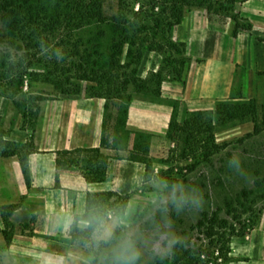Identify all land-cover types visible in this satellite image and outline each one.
<instances>
[{
	"label": "rangeland",
	"instance_id": "1",
	"mask_svg": "<svg viewBox=\"0 0 264 264\" xmlns=\"http://www.w3.org/2000/svg\"><path fill=\"white\" fill-rule=\"evenodd\" d=\"M235 1L104 0L103 21H87L70 29L55 17L57 12H61V0H17L27 9L32 7L35 19L32 23L22 20V28L13 33L5 26L0 12V157L17 155L22 165L24 159L27 166V156L34 150V137L44 123L47 104L80 94L90 97L105 95L103 98L109 105L110 131L117 133L121 143L128 96H153L137 90L142 84L134 88L131 82L128 90L110 96L105 82L111 74L103 76V70L114 72L111 59L117 57L122 64H130L129 68L119 69L120 74L130 71L135 65L128 55L130 46L127 41L133 39L140 43L148 38L145 46L152 44L158 48L165 44L166 57L159 51L146 50L144 54L155 52L169 68L168 60L173 61L177 57L175 54L169 57L170 44L176 41L174 32L187 12L204 9L232 19L238 26L247 27L248 22L235 10ZM162 12V20L157 22L159 14L153 13ZM179 16H182L180 21ZM127 17L125 23L119 20ZM52 21H57L53 30L37 28ZM125 24L128 38L123 40L120 29L115 32L114 28ZM168 35L172 38L168 39ZM122 40L126 43L124 52L116 56L118 49L112 50V47ZM145 77L151 79V73ZM156 82L157 79L152 78L149 85L155 88ZM235 102L252 103L255 106L253 114L231 118L228 113L218 114L216 109L201 111L203 126L197 134L196 150L188 155L184 153V146L178 143L182 141L180 133L171 135L168 128L159 135L162 145L160 143L152 151L154 135L134 130V149L126 156H130L142 143L147 145L148 151L140 149L136 152L146 160L140 161L143 170L132 187L118 179V190L102 189L89 196L87 203L89 199L92 201L89 213L94 214L78 222L77 219L87 210L75 217L71 244L60 238L56 239L57 245L45 246L46 252L52 254L53 263L36 261L37 251L31 245H25L31 261H11L10 243L5 238L4 243H0V264H113L114 249L128 237L137 240L141 252L137 264H226L225 255L230 260L233 239L254 228L264 213V98ZM115 106L118 107L117 112ZM198 113L189 114L182 121L174 119L171 124L180 125ZM256 125L261 128L258 133L254 132ZM213 141L220 150L207 157L206 154L215 149ZM236 155L242 161L241 173L229 167V160ZM112 156L94 148L78 151L67 156L66 160L82 167L85 173L92 175L91 178L102 180L109 168V158L121 157L119 154ZM196 186L204 195L202 210L185 208L177 211L173 206L174 196L190 195ZM10 205H15L17 210L22 207V199L0 206ZM16 210L9 216L8 230L13 231L20 226L23 233L32 234L37 216ZM8 213L9 210H4L2 215ZM2 215L0 222L5 229ZM209 217H216L214 228L200 224L208 221ZM208 227L212 237L206 232ZM105 233H110V236L105 237ZM176 249L200 253L198 258L194 256L189 260L185 254L184 259L179 260L175 257Z\"/></svg>",
	"mask_w": 264,
	"mask_h": 264
},
{
	"label": "crops",
	"instance_id": "2",
	"mask_svg": "<svg viewBox=\"0 0 264 264\" xmlns=\"http://www.w3.org/2000/svg\"><path fill=\"white\" fill-rule=\"evenodd\" d=\"M233 5L247 27L204 9H193L182 17L173 38L184 43L189 57L185 79L167 75L158 95L133 97L127 105L121 143L117 133L110 131L107 99L80 94L47 104L34 150L27 156L28 180L17 155L0 157V205L22 199V207L16 211L37 216L32 234L23 233L20 226L11 231V261H31L25 247L31 245L37 251L36 261L53 263L45 246L57 245L60 238L71 244L75 217L86 212L89 196L102 189L118 190V179L132 187L143 170L142 162L126 156L134 149V130L154 135V151L162 145L159 135L174 119L182 121L189 114L216 109L224 100L264 98V0H236ZM161 65L160 55L147 52L138 75L158 72ZM94 148L111 157L121 155L109 158L102 180L88 179L82 167L66 160L78 151ZM4 241L0 232V243ZM226 264H264V213L254 228L233 239Z\"/></svg>",
	"mask_w": 264,
	"mask_h": 264
},
{
	"label": "trees",
	"instance_id": "3",
	"mask_svg": "<svg viewBox=\"0 0 264 264\" xmlns=\"http://www.w3.org/2000/svg\"><path fill=\"white\" fill-rule=\"evenodd\" d=\"M61 12L56 13V20L61 23H66L69 28L71 29L72 27H78L83 25L87 21H92V20H97V21H103L105 19V14H104V0H61ZM0 12H1V19L4 22L5 26L7 27L8 30H11L13 33L18 31L19 28L21 29L22 27L20 26V23L22 20L27 19L26 22L32 23L35 19V11L32 10V7H28V9L24 6V3H19L17 0H0ZM164 12V11H163ZM153 13L159 14V17H157V22H160L162 20V17L164 16V13ZM125 14V13H124ZM125 17V15H123ZM182 17V16H181ZM181 17H178V20L180 21ZM34 18V19H33ZM126 19H119V20H127ZM122 21V22H123ZM57 21H52L51 23H45L42 26H38V29H54V24ZM127 21H124L125 23ZM168 24H171V22L166 21ZM158 24V23H157ZM125 25H117L114 28V31L117 32L118 29H120V36L122 37L123 40L127 39L128 36L125 35L127 34V27H124ZM170 36V37H169ZM154 37L156 38V33H154ZM172 38L171 35H168V39ZM121 41L119 44H114L112 47V50L118 49L116 51V56H119L123 54L124 48H125V42ZM148 38L142 40L140 43H137L136 40H131L127 41V44L130 46L128 55L130 54L132 60V63L135 65V68L131 69L130 71H125L123 74H120L118 71L119 69L122 68H129L130 64L127 62L126 64H122L121 61L116 57L114 59H111V64L112 68L114 69L113 73H110V71H105L103 70V76H110L108 77L107 81L105 82V88L108 89L110 93H108L110 96H112L113 93H121L123 90L126 91L128 88L133 84L134 88H137L139 84H142L140 89H137L139 92H143L144 94H151L152 96L158 95L160 93V87L162 81L166 78L167 75H171V77L175 79H181L184 80L187 70L189 68V57L186 55L185 51V45L182 42L179 41H172L171 45V51L169 53V57H174V54L177 57H174L173 61L168 60V63L170 67L168 68L167 64L165 62H162V65L159 69L158 72H150L151 73V79H157L155 88L151 87L149 84L151 82V79L148 77H141L138 75V69L139 65L143 59L144 52L146 50H151V51H159V53L163 56L166 57V49H165V44L159 45L158 48H154L152 44L145 46L144 44L148 42ZM173 40V39H172ZM138 46L135 48V50H132L134 46ZM98 63V62H96ZM102 70V69H100ZM112 72V71H111ZM101 76V75H100ZM122 77H125L123 80L121 79ZM131 82V84H130ZM100 97H103L105 95H99ZM110 98V97H109ZM133 98V95L128 96L127 98V105ZM127 105L124 110V114L126 113ZM255 109V106L252 103H236L235 101L232 100H224L220 101L217 104L216 110L218 114H224L228 113L231 118H235L238 116H247L249 114H253ZM126 115V114H125ZM203 126V117L202 113H198L196 115L191 116L189 119L184 121L180 125H170L168 133L171 135H174L176 133H180L182 136V141H178L179 144H182L184 153L187 155L189 152H194L196 150V143L198 142V136L199 134V129ZM261 131V128L256 125L255 126V133H258ZM104 141V140H103ZM214 150L210 151V153L206 154V156H211L214 153L218 152L220 150V146L213 141ZM207 150L209 149L208 146H204ZM140 149H143L144 152H147V145L142 143L135 147L134 152L131 153L129 156L130 159L136 160V161H145L146 159L138 155L136 152L140 151ZM96 151H99V149L96 148ZM23 169L25 172V175L28 179V170L26 166V161L23 159ZM88 179H92L89 176H87ZM92 198V197H90ZM92 206V201L89 199L88 203V208H87V213L84 214L82 217L77 219V222L79 220H86L88 218H91L94 212L89 213L90 209ZM15 205H10V206H0V214H4V210H9L8 215L4 216V222L6 224V228L2 229L0 226V232H2L5 235V238L7 240V243H10L12 239V233L11 231L8 230V227L10 226L9 222V216L13 214V212L16 210ZM94 210V209H93ZM216 220V217L208 218V221H201V225H206L209 224L212 226L211 228H214V222ZM91 221H89V224ZM208 225V226H209ZM76 226V225H75ZM210 227L206 229V232L209 237L213 236V233L209 230ZM223 249V248H222ZM182 252V253H181ZM200 252L196 251H178L176 249L175 251V257L179 260H183L184 257L183 255H187L188 258L194 259V256L198 258L197 254ZM225 260H228L227 254L225 255ZM205 264V263H201Z\"/></svg>",
	"mask_w": 264,
	"mask_h": 264
},
{
	"label": "clouds",
	"instance_id": "4",
	"mask_svg": "<svg viewBox=\"0 0 264 264\" xmlns=\"http://www.w3.org/2000/svg\"><path fill=\"white\" fill-rule=\"evenodd\" d=\"M229 167L236 173H241L242 161L238 155L233 156L229 160ZM174 188L176 186H173ZM204 205V195L202 190L196 186L192 188L190 195L173 198V206L177 211L185 208L193 210H202ZM110 236V233H105V237ZM141 255L140 249L137 247V240L128 237L120 241L119 245L114 249L112 262L113 264H137V260Z\"/></svg>",
	"mask_w": 264,
	"mask_h": 264
}]
</instances>
